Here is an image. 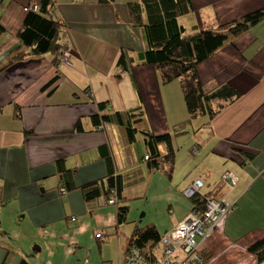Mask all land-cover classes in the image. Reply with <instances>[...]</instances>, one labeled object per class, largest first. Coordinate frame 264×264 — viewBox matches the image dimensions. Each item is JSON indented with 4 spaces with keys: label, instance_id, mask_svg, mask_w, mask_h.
I'll list each match as a JSON object with an SVG mask.
<instances>
[{
    "label": "crops",
    "instance_id": "obj_1",
    "mask_svg": "<svg viewBox=\"0 0 264 264\" xmlns=\"http://www.w3.org/2000/svg\"><path fill=\"white\" fill-rule=\"evenodd\" d=\"M41 1H0V264L8 255L7 264H57L67 256V242L71 254L85 264L92 259L122 264L131 233L118 225V208L122 201L146 198L161 171L184 175L182 193L201 179L204 194L235 203L200 242L207 264H257L249 248L264 239V21L197 69L208 92L230 85L240 96L214 102L213 117L190 119L188 78L164 82L156 68L138 59L129 71L118 68L122 51L136 58L147 50L142 29L130 21L128 5L137 0H54L60 43L70 61L66 65L58 59V66L53 54L35 55L18 37L25 8L38 9ZM191 2L193 11L179 18L187 31H217L264 10V0ZM99 104L106 108L101 111ZM127 113H142L143 118L141 125L130 120L137 130L132 138L117 116ZM95 115L104 118L100 127L92 122ZM144 131L172 136L177 151L173 165L148 168ZM187 140L186 151L180 150ZM159 152L167 155L166 145ZM178 157L183 163L177 164ZM225 172L238 178L233 190L222 183ZM118 176L123 183L118 206L109 205L102 194L86 200L84 187H107L108 178ZM188 200L192 205L170 210L175 213L170 220L147 225L160 236L168 234L196 207ZM137 227L135 223L132 230ZM100 232L106 234L104 240L97 238ZM113 246L116 254L104 255Z\"/></svg>",
    "mask_w": 264,
    "mask_h": 264
},
{
    "label": "trees",
    "instance_id": "obj_2",
    "mask_svg": "<svg viewBox=\"0 0 264 264\" xmlns=\"http://www.w3.org/2000/svg\"><path fill=\"white\" fill-rule=\"evenodd\" d=\"M1 1V0H0ZM106 1V0H103ZM27 16L18 37L20 42L33 49L35 55L51 53L58 60L59 54H63L64 47L60 43L61 24L55 18L54 0H42L40 7L27 6ZM130 21L133 27L143 31L147 50L136 58L122 51L117 62L122 71L132 69L135 60L138 59L146 65L153 66L162 75L164 82H171L183 77H188L189 82L185 84V103L190 119L198 115H209L213 117L215 110L213 103L216 101H232L240 94L230 85H223L212 92H208L197 75L200 64L208 60L227 43L244 34L251 26L264 21V10L247 15L242 20L232 23L219 30H200L194 28L187 31L179 22V18L193 11L191 0H137L128 5ZM0 30L4 29L0 26ZM226 30V32L221 31ZM100 110L106 108L105 104H99ZM121 121L129 127V132L134 137L137 132L131 127L130 120L135 124L143 123L142 113L139 115L125 114L117 115ZM100 115L92 117L95 126L100 127L105 121ZM131 127V128H130ZM82 130L81 125L78 129ZM146 137V148L149 154L147 166L150 170H159L164 163L173 165L175 150L173 139L170 134L154 136L148 131L143 132ZM166 145L167 155L161 156L159 146ZM107 147L102 148L106 151ZM194 151V149H193ZM108 160V154L104 153ZM146 157V156H145ZM250 156L249 158H252ZM108 185L95 184L83 188L86 200L91 201L101 194L109 199L111 192L117 196V206L122 201L123 183L121 177H109ZM208 195L205 194L204 198ZM198 205V199L192 200ZM118 208V225L127 221L129 207L121 202ZM154 226L137 227L129 241V247H137L147 256H150L146 247L152 242L159 243L161 238ZM257 260V264H264V239L254 243L249 248ZM206 259L205 257H203ZM10 262L9 255L4 264ZM22 264H27L23 262Z\"/></svg>",
    "mask_w": 264,
    "mask_h": 264
},
{
    "label": "built area",
    "instance_id": "obj_3",
    "mask_svg": "<svg viewBox=\"0 0 264 264\" xmlns=\"http://www.w3.org/2000/svg\"><path fill=\"white\" fill-rule=\"evenodd\" d=\"M194 152L197 153L198 148H195ZM148 160L149 156L143 159L144 162ZM222 183L233 190L238 178L231 172H225ZM204 188L205 182L196 179L184 189L183 194L186 198L198 199L200 203L171 232L161 238L159 242L161 249L158 254L151 252L150 256H147L139 248L132 246L128 248L122 264H207L200 251V242L209 237L220 222L235 209V203L224 196L204 198ZM108 204H117L114 192H111ZM105 237L104 232L97 234L100 240H104Z\"/></svg>",
    "mask_w": 264,
    "mask_h": 264
},
{
    "label": "rangeland",
    "instance_id": "obj_4",
    "mask_svg": "<svg viewBox=\"0 0 264 264\" xmlns=\"http://www.w3.org/2000/svg\"><path fill=\"white\" fill-rule=\"evenodd\" d=\"M64 54L65 53L60 55L58 58L60 63H64L66 59ZM67 62H68V59L65 61L66 65H67ZM54 63L56 66H58V60H56ZM185 78H188V77H185ZM188 81H189V78H188ZM167 94L168 93H166V95ZM168 97H170V102H171L173 98L172 94H170ZM187 143H188V140L184 144L179 145L180 150L186 151L185 148L187 147ZM175 153H177V151ZM174 160H176V154H175ZM181 162L183 163V161L178 157L177 164H180ZM179 166L180 165H176L175 169ZM170 175L171 174H169V172L161 171L158 176H155V181H157L158 184H155V183L152 184L151 189L148 190L146 198H142L139 200H131L125 204L129 207V213L127 215V221L126 223L123 224V226L129 228V233H131V237L133 235L132 228L134 227L135 223L140 225V227H143V226L146 227L145 225L151 224L155 221L170 220L171 216L174 217L173 215L175 214L173 212H170V210L172 209L179 210L180 208L183 207V204L185 206H190L191 201L185 198V196L183 195V193L181 192L179 188L180 181L184 175H180V172L178 171L175 174L173 171L171 175L172 179ZM181 196H184L182 197L183 203L180 202ZM176 204H178V207H175ZM110 236L118 238L115 234H111ZM7 238L9 240V237ZM9 242H12V241L9 240ZM68 244L69 242H67V244L65 245V251H64V253H66L67 256H64V255L61 256L59 260L57 261V264H85L82 258L80 259L75 258L71 254V252L69 251L70 248L68 247ZM2 245H5V244L3 243ZM160 249H161V246L157 244V242H152L146 247L147 251L156 252L155 254H158ZM108 253L116 254L115 247L113 246L104 251V255ZM47 264H54V261L50 260L49 262H47ZM90 264H105V263L102 259L98 260L97 262H95V260L92 259ZM106 264H110V263H106Z\"/></svg>",
    "mask_w": 264,
    "mask_h": 264
}]
</instances>
